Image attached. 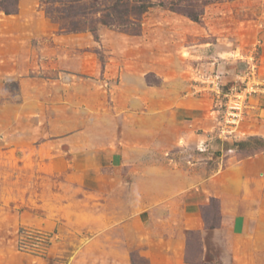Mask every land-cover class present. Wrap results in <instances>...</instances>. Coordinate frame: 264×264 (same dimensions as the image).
Here are the masks:
<instances>
[{"label":"rangeland","instance_id":"374dc122","mask_svg":"<svg viewBox=\"0 0 264 264\" xmlns=\"http://www.w3.org/2000/svg\"><path fill=\"white\" fill-rule=\"evenodd\" d=\"M190 2L199 22L153 6L121 27L98 23L91 0L56 5L86 12L77 32L39 0L0 11V264H264V190L233 193L226 214L197 192L172 212L141 195L146 154L130 142L157 109L212 120L196 145L167 139L184 146L168 164L208 173L264 152V0Z\"/></svg>","mask_w":264,"mask_h":264},{"label":"crops","instance_id":"0c3cea01","mask_svg":"<svg viewBox=\"0 0 264 264\" xmlns=\"http://www.w3.org/2000/svg\"><path fill=\"white\" fill-rule=\"evenodd\" d=\"M154 112H151L147 130L135 135L139 141L130 142L134 153L146 154L143 158L139 156L143 160L142 196L162 198L164 210L172 212L179 207L182 197L197 192L204 199L218 198L222 212L226 214L233 206V193L245 201L251 198L255 190H264V152L229 167L211 170L209 174L205 163H192L191 167H184L179 159L172 158V164H168L167 149L175 147L182 150L184 146L172 144L166 147L167 141L180 134V138L183 136L181 145H196L212 129V120L206 109L196 106L162 108ZM261 113L259 115L263 118L259 120L261 126L257 135L264 139V116ZM191 223L192 228L200 227L196 218Z\"/></svg>","mask_w":264,"mask_h":264},{"label":"trees","instance_id":"16d2710c","mask_svg":"<svg viewBox=\"0 0 264 264\" xmlns=\"http://www.w3.org/2000/svg\"><path fill=\"white\" fill-rule=\"evenodd\" d=\"M21 0H0V11L6 15H12L17 12L18 4ZM43 6H46V14L48 18L55 24L60 26L61 30L68 32H77L82 30L81 17L87 15L83 14H69L64 16L61 14V7L65 4H71L72 6H78L84 0H39ZM94 4L98 5V9L95 10V14L99 15L96 19L98 23H101L107 27H121L124 23L123 17L130 13L134 15H141L148 8L153 6H160L167 8L173 12L181 13L187 16L194 22H199L202 16V12H196L192 10L190 2L191 0H134L138 2V6L132 11L129 9L132 0H91ZM156 1V3H152ZM62 15V16H61ZM81 16V17H80ZM62 23V24H61ZM89 31L95 32L96 28L89 27Z\"/></svg>","mask_w":264,"mask_h":264},{"label":"built area","instance_id":"2783aa9c","mask_svg":"<svg viewBox=\"0 0 264 264\" xmlns=\"http://www.w3.org/2000/svg\"><path fill=\"white\" fill-rule=\"evenodd\" d=\"M252 92H254V90L252 88L247 87L243 91L237 92L235 94V96L239 100V101H236L234 106H233V109L237 111L236 115H239L238 112L241 111L242 105L245 102V99L247 98V95H250Z\"/></svg>","mask_w":264,"mask_h":264}]
</instances>
